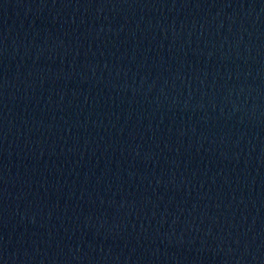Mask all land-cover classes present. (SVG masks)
<instances>
[{"label":"water","instance_id":"95a60500","mask_svg":"<svg viewBox=\"0 0 264 264\" xmlns=\"http://www.w3.org/2000/svg\"><path fill=\"white\" fill-rule=\"evenodd\" d=\"M0 264H264V0H0Z\"/></svg>","mask_w":264,"mask_h":264}]
</instances>
